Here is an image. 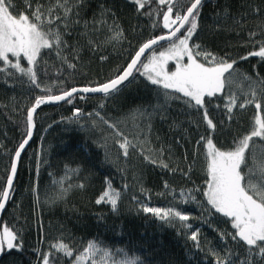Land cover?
<instances>
[{"label":"trees","instance_id":"obj_1","mask_svg":"<svg viewBox=\"0 0 264 264\" xmlns=\"http://www.w3.org/2000/svg\"><path fill=\"white\" fill-rule=\"evenodd\" d=\"M31 3L46 9L53 0ZM189 3L174 2L173 15ZM13 4L14 11H31L24 0ZM102 10L105 24L99 22ZM166 10L157 0L143 9L133 0H83L73 9L78 15L69 18L67 28L60 21L50 26L60 25L66 44L60 55L51 49L41 51L33 66L39 87L15 69H7L12 75L0 72V190L6 187L15 153L26 138L27 115L35 99L115 78L144 42L168 33L163 27ZM56 11L62 14L61 9ZM117 31L122 32L120 39L113 38ZM262 42L264 0L204 1L190 44L236 61L234 70L226 74L223 92L205 97L214 131L207 126L203 109L167 99L164 89L139 72L114 94L77 95L70 102L42 108L0 223L1 231L7 226L17 233L21 246L5 248L0 264H42L45 255L49 264H77L90 241L111 250L117 261L127 256L139 258V264H216L218 260L224 264L225 258L232 264L245 259L264 264L259 255H248L238 237L232 239L235 229L229 218L206 211V141L201 140L210 138L221 150H230L238 138L250 133L254 119L264 116V59H241ZM21 65L29 67L23 58ZM252 92L260 110L246 103L253 99ZM168 95L180 94L169 90ZM231 96L236 97V106L229 113L226 105ZM117 132L134 145L127 156L119 147L122 137ZM255 145L264 147V140L253 138L250 150ZM108 182L120 194L115 211L109 203L96 202ZM145 206L179 210L190 219H160L145 213ZM193 231L198 232L199 247L189 238ZM56 243L66 244L73 256L53 248Z\"/></svg>","mask_w":264,"mask_h":264},{"label":"snow or ice","instance_id":"obj_2","mask_svg":"<svg viewBox=\"0 0 264 264\" xmlns=\"http://www.w3.org/2000/svg\"><path fill=\"white\" fill-rule=\"evenodd\" d=\"M133 2L139 9H143L151 0H133ZM157 2L167 6L163 15V27L168 29V33L144 42L135 52L124 71L102 85L81 89L72 88L61 95L37 97L34 106L28 111V130L26 138L15 153L16 160H19L21 151L31 139L32 129L35 127L33 117L37 108L42 104L65 100L77 91L83 93L99 92L107 95L109 92L117 91V86L132 76L134 70L145 76L152 85L164 89V95L167 99L181 100L190 108L203 109V117L207 126L213 131L215 130V124L208 118L205 97H214L217 93L223 92L226 83H228V77L225 74L234 70L236 61L229 62L223 57H217L215 54L201 49L199 44H190L191 38L198 28L199 11L203 0H190L189 6L186 9H180L175 15H173L172 5L177 0H157ZM82 3L83 0H71L70 5L69 0H53V3L45 9L42 4L37 3L33 7L31 0H24L25 7L31 9L30 12H27L14 11L13 0H0V72L12 75L7 69H15L27 76L36 87H39L40 85L36 83L37 75L33 66L36 65L41 51L51 49L60 55L61 47L66 44V41L63 40V34L59 30L60 25H57L55 29L50 26L60 21L67 28L69 18L78 15V12L74 14L73 9L78 8ZM57 8L62 10V14L56 11ZM103 15L104 11L102 10L99 21L101 24L107 23L103 19ZM71 22L78 23L79 21L73 19ZM46 25L49 27L46 28ZM182 29L183 34L178 35ZM250 35L254 36L255 33H250ZM121 37L122 32L117 31L113 38L120 39ZM160 41L168 42L165 50L159 51L158 55L155 50L151 51L146 58L147 62H142L141 58L145 56L146 51L152 50L153 46ZM248 56L264 59V42L260 44L258 50L248 53L241 59H247ZM199 57H203L205 62H201ZM21 58L27 61L29 67L25 68L21 65ZM185 58L187 63L184 62ZM169 61H175L174 71L167 70ZM70 67H74V65H70ZM169 90L180 95L169 96ZM251 95L253 99H249L246 103L254 104L255 108L260 110L261 103L254 99L255 92H252ZM235 106L236 97L231 96L226 105L228 112L231 113ZM244 106V104L240 105V107ZM79 113L80 110L76 109L75 114L79 115ZM104 122L108 123L107 121ZM109 127L115 128V125L109 124ZM117 135L122 137L119 147L123 149V155L127 156L128 148L134 145L122 133L117 132ZM255 137L264 140V116L258 115L254 119V127L250 133L238 138L235 147L230 150H221L212 139L201 137V140L206 141L205 158L208 177L204 195L206 204L209 206L206 209L209 215L214 212L229 218L231 227L235 229V232L231 234L232 239L235 240L238 237L240 241H243L247 246L249 256L255 253L264 259V161L260 163L257 171L248 167V156L246 155L250 151V142ZM146 159L150 158L146 157ZM151 162L156 163L155 160ZM164 167L167 165L165 164ZM16 170V163H13L6 187L0 190V211H3L10 197ZM80 186L83 187V185ZM119 195V192L113 190L111 183L108 182L107 190L96 202L98 204L109 203L115 211ZM188 195L195 199L191 192ZM143 211L165 220L169 217L179 221L190 219L188 215L172 208L165 210L145 206ZM184 226L191 227L187 224ZM189 238L196 247H199L197 231L190 233ZM20 246L21 242L18 241L17 233L4 226L0 231V251L5 250V248L8 250L18 249ZM52 247L62 251L68 257L73 256L72 250L64 243H56ZM86 260L88 264H139V258L127 256L117 261L111 250L102 248L95 241H90L86 245L83 253L77 259V264H86ZM42 264H49L47 255L42 257ZM216 264H221V262L218 260ZM224 264H232V262L225 258ZM239 264H251V261L245 259Z\"/></svg>","mask_w":264,"mask_h":264},{"label":"water","instance_id":"obj_3","mask_svg":"<svg viewBox=\"0 0 264 264\" xmlns=\"http://www.w3.org/2000/svg\"><path fill=\"white\" fill-rule=\"evenodd\" d=\"M205 0H203V3H204ZM202 3V4H203ZM183 31V29L181 30V32ZM181 34V33H180ZM178 34V35H180ZM165 44H168L167 41H160L157 45H154L153 46V49L152 50H148L146 51L145 53V56L141 58L142 62L145 61V59L150 55V52L159 48L160 46L162 45H165ZM137 73V71L134 70L132 76H130L127 80H125L124 82H122L120 85L117 86V89H121L123 88L126 84H128L131 79L135 76V74ZM77 89H81V88H77ZM117 90V91H118ZM116 93L115 92H109L107 95H105L104 93H99V92H89V93H83V92H80V91H77L75 93H73V95L71 97H68L67 99L65 100H61V101H58V102H51V103H44L42 104L39 108H37L36 110V113L34 114V124H35V118H36V115L38 114V112L42 109V108H46V107H54V106H58V105H61V104H64L66 103L67 101H69L70 99H72L73 97L77 96V95H86V96H96V95H100V96H108V95H111V94H114ZM35 132H36V125L35 127L32 129V136H31V139L28 140V143L25 145L23 151H21V154H20V157H19V160H16L15 156H14V159H13V163H16V174H15V177L13 178V185H12V189L10 190V197H11V194H12V191H13V188H14V185H15V182H16V179H17V175H18V171H19V167H20V163H21V160H22V157L23 155L25 154L26 150L28 149V147L31 145L33 139H34V136H35ZM11 174V173H10ZM10 176V175H9ZM10 197L8 199V201L6 202L5 204V208L3 209V211H0V223H1V219H2V216L8 206V203H9V200H10ZM1 231V230H0ZM2 257V251H0V259Z\"/></svg>","mask_w":264,"mask_h":264},{"label":"rangeland","instance_id":"obj_4","mask_svg":"<svg viewBox=\"0 0 264 264\" xmlns=\"http://www.w3.org/2000/svg\"><path fill=\"white\" fill-rule=\"evenodd\" d=\"M182 33H183V31L181 32L180 35H182ZM158 54H159V52L157 53V55ZM199 59L201 60V62H204V60L202 58H199ZM146 62H147V60H146ZM184 62L187 63V59L186 58H185V61ZM167 70L168 71H174L175 70V61H169L168 62V64H167ZM141 71H142V69H141ZM255 138H258V137H255ZM262 161H264V147L255 145L250 150V156L248 157V167L254 168L255 170L258 171L259 170V165H260V163Z\"/></svg>","mask_w":264,"mask_h":264}]
</instances>
